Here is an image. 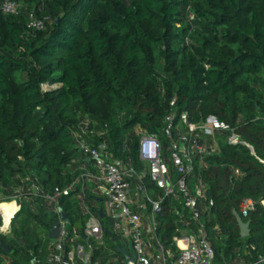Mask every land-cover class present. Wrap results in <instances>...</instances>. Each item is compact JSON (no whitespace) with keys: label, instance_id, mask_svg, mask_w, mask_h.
Segmentation results:
<instances>
[{"label":"trees","instance_id":"obj_1","mask_svg":"<svg viewBox=\"0 0 264 264\" xmlns=\"http://www.w3.org/2000/svg\"><path fill=\"white\" fill-rule=\"evenodd\" d=\"M13 1L17 15L0 12V190L18 177L59 194L68 234L80 242L88 219L76 199L81 188L89 211L104 214L97 186L76 183L80 170L70 169L82 156L74 139L82 116L105 132L92 144L105 142L138 173L145 170L141 133L168 147L163 129L171 111L193 123L213 116L253 149L217 133L214 152L193 161L192 178L206 187L202 221L214 264H229L236 251L244 257L233 264L264 258V208L239 213L242 199H264V0ZM30 13L45 19L42 29L27 28ZM142 183L153 199L162 195L148 175ZM41 201L20 195L11 236L0 234V264H49L58 214ZM234 212L250 222L244 242ZM105 217L104 239L116 242ZM186 218L179 200L164 199L157 217L163 243L171 244Z\"/></svg>","mask_w":264,"mask_h":264},{"label":"built area","instance_id":"obj_2","mask_svg":"<svg viewBox=\"0 0 264 264\" xmlns=\"http://www.w3.org/2000/svg\"><path fill=\"white\" fill-rule=\"evenodd\" d=\"M0 12L7 16L17 15L18 5L13 0H1ZM44 20L30 13L27 28L40 30L44 26ZM170 106H175V99L170 102ZM83 126L87 127V125ZM79 129L80 131L74 134L76 147L94 167V171L89 172L84 168L85 165H82L84 171L79 179H88L97 186L98 191L104 196V214L111 222V231L115 234L116 240L123 242L128 240L130 244L128 248L124 245H117L116 248H125L130 253L131 247L135 256L134 264H214V251L202 221L203 214L209 208L208 206L203 210L198 208V196L206 202V187L198 181L195 187L190 188L188 176L193 171V161L196 158L201 160L206 154L214 152L215 140L206 141L207 143L203 141L212 138L215 133L229 132L225 139L228 144L241 143L253 153L252 147L241 141L234 129L219 123L213 116H208L199 123H193L186 112L177 115L171 111L164 118L163 133L169 142L170 159L176 175L174 179L161 156L162 144L156 136L140 134L138 157L145 164V170L138 173L131 165L113 156L105 142L96 145L89 143L84 138L86 131L82 125ZM88 133L99 138L104 137L105 134L102 129L96 133L95 131ZM234 174L238 175L239 171L235 169ZM144 175H148L157 189L162 191V195L157 199L147 194L142 183ZM68 190H71V187ZM82 190L83 188L77 195V201L82 212L88 215L82 237L85 244L75 243L77 234L68 238V222L66 219H61L56 209L58 238L51 240L48 248L49 264H107L94 258L97 246L105 240L104 231L98 215L91 213L87 208ZM33 194L45 198L50 203L58 202L59 194L48 196ZM165 198L179 200L187 212L185 227L175 231L169 245L163 243L158 235L157 217L158 212L161 213V204ZM15 205L17 207L18 203ZM257 205L264 208V199H260L258 203L251 198L242 199L239 204L240 215L247 217L256 210ZM18 210L19 205L6 221L7 225L5 218H2L0 234L8 232L10 219ZM119 261L125 264L120 254ZM263 263L264 258H260L249 264ZM32 264H39V261H33Z\"/></svg>","mask_w":264,"mask_h":264},{"label":"rangeland","instance_id":"obj_3","mask_svg":"<svg viewBox=\"0 0 264 264\" xmlns=\"http://www.w3.org/2000/svg\"><path fill=\"white\" fill-rule=\"evenodd\" d=\"M160 77L162 78L161 74H160ZM54 87L55 86L44 85V90L51 89V88H54ZM80 125H82V128L86 131V136L84 138L89 143L90 142L91 143L95 142L96 138H98V136L97 135H93V134H89L88 132H90V131H95V133L99 132L100 128L97 126V124L94 121H91L90 119H88L86 116H82L81 120H80ZM83 125H87L88 127L83 126ZM139 131H140L139 127H135L134 128V133H139ZM216 135H217V133H215L212 138H207L205 141H203V143H207L206 141L216 140V137H217ZM93 137L95 139H93ZM161 156L165 160V162H166L168 168L170 169V171H172L173 167H172V163H171V159H170L169 146L168 147L162 146ZM83 158L84 157L79 156V157H77L75 160H73L71 162V164H70L71 168L70 169H72L71 170L72 172H75V171L79 170V164L81 163ZM84 168H86L89 172H93L94 171V167H93V163L92 162L88 163ZM82 170H83V168H82ZM80 173L82 174V171H80ZM192 174H193V171L188 176V185H189L190 188L195 187L196 182H197V180L192 178ZM173 178L174 179L176 178V175H175L174 171H173ZM83 181H85V183L87 185L90 184V183L94 184L93 182L89 181L88 179H84ZM83 181L80 179V180H78V183L82 184ZM31 193L32 194L33 193H37V194H41V195H44V196H48L49 195V194L43 193L41 191V189L38 187V185L33 183L31 179H27V182L24 183V181L21 178L17 177V178L14 179L13 183L10 184V186L4 185V187L0 190V225L2 223V218L4 219V212H2L3 208L5 209L6 207H8L10 202H13V203L17 204L18 199L20 198L21 194H24L25 197H27ZM36 196H39V195H36ZM77 198L78 197H76V199ZM41 199H42L41 203L43 205H45L46 209H49V210H52L53 212H56V209L58 208L57 204L50 203L48 200H46L43 197H41ZM207 206L208 205L206 204V202L201 197L198 196V208L200 210H203V209H206ZM17 207H18V205H17ZM12 218L10 219V222H9V230H8V232H6L5 234H2V235L11 236L10 230H11V220H12ZM102 221L104 223L107 222V226L111 229V224H110L109 219L107 217H105ZM67 230H68V227H67ZM184 232L187 233V231H184ZM68 233H69V231H68ZM73 236H74V234H71V236H69V234H68V238H71ZM246 239L247 238H243V239L240 238V241L244 242ZM209 241L212 243L211 239H209ZM50 243H51V241H50ZM75 243H77V242L75 241ZM80 243H81V245L85 244V241L83 240V238L80 239ZM117 245H124L125 247L128 248L130 244H129L128 240H126L125 242H123L121 240H118L117 242H111L110 240L106 239V240H104V242L101 245L97 246L96 258L98 260H101V262L103 260H105V262L107 264H121V262L119 261V253L116 252V246ZM234 253H235V258L233 259L234 261H236L238 257H244V252L236 251ZM228 260H229V264H233V260H231V255H229ZM40 262L41 263H39V264H43V262L41 260H40ZM4 264H7V263L4 262Z\"/></svg>","mask_w":264,"mask_h":264},{"label":"water","instance_id":"obj_4","mask_svg":"<svg viewBox=\"0 0 264 264\" xmlns=\"http://www.w3.org/2000/svg\"><path fill=\"white\" fill-rule=\"evenodd\" d=\"M57 210L61 215V219L65 220L66 217H65L64 213L61 211V209L57 208ZM98 214H99L100 219H102L104 217L102 210H98ZM158 214H160V212H158ZM233 214H234L235 220L237 222V226L239 228L240 238L243 239V238L249 237V235H250V222L249 221L244 222L242 220V218L240 217V215L236 212H234ZM48 237L51 240L58 238V223L57 222H55L53 224V227L50 230ZM4 248H5L6 252H8V253L10 252L9 249H7L6 247H4ZM129 251H130V253L125 248H120V247L116 248V252L119 253L124 258L125 264H134L135 256H134V252H133L131 247L129 248Z\"/></svg>","mask_w":264,"mask_h":264},{"label":"bare ground","instance_id":"obj_5","mask_svg":"<svg viewBox=\"0 0 264 264\" xmlns=\"http://www.w3.org/2000/svg\"><path fill=\"white\" fill-rule=\"evenodd\" d=\"M16 205L13 202H10L9 206L6 207L5 209L3 208L4 212V218H5V222L9 219V217L11 216V214L13 213V211L16 209ZM7 225V222H6Z\"/></svg>","mask_w":264,"mask_h":264},{"label":"crops","instance_id":"obj_6","mask_svg":"<svg viewBox=\"0 0 264 264\" xmlns=\"http://www.w3.org/2000/svg\"><path fill=\"white\" fill-rule=\"evenodd\" d=\"M87 127H88V126H87ZM82 157H83V156H82ZM82 161H84V162H86V163H89V161H88L86 158H83ZM82 161H81V162H82ZM82 167H83V166H82V163H80V164H79V170L81 169L80 171L83 172ZM80 175H81V174H80ZM109 222H110V221H109ZM110 224H111V222H110ZM237 264H243V263H241V261H239Z\"/></svg>","mask_w":264,"mask_h":264}]
</instances>
